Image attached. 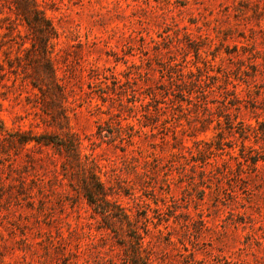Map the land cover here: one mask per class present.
Here are the masks:
<instances>
[{
    "label": "rangeland",
    "instance_id": "374dc122",
    "mask_svg": "<svg viewBox=\"0 0 264 264\" xmlns=\"http://www.w3.org/2000/svg\"><path fill=\"white\" fill-rule=\"evenodd\" d=\"M37 3L67 119L42 111L29 30L0 0V264H134L65 152L17 130L75 133L139 225L141 264H264V0Z\"/></svg>",
    "mask_w": 264,
    "mask_h": 264
},
{
    "label": "trees",
    "instance_id": "16d2710c",
    "mask_svg": "<svg viewBox=\"0 0 264 264\" xmlns=\"http://www.w3.org/2000/svg\"><path fill=\"white\" fill-rule=\"evenodd\" d=\"M8 8L13 11L16 18L22 24H25L30 34L29 47L24 49L25 64L32 66L37 74V80L40 84L33 81L32 85L37 87L41 93L42 98V111L50 114L49 106L54 105L57 108V113H52L51 117L67 119L65 113V106L63 102L66 100V91L64 85L60 82L56 73V68L52 60L53 39L57 37V32L52 25L49 18L45 15L44 11L39 7L37 0H7ZM8 18H0V28L4 27L9 31L13 27L3 25L2 20ZM24 42V41H22ZM35 83V84H34ZM0 128L2 123L0 121ZM101 126H98V134L101 135ZM9 142H17L21 145L34 142L39 146H51L58 152H65V157L68 162V167L74 171V174L80 176V190L83 197L86 199L92 209L99 214V216L109 225L111 218H116L126 224V232L129 234L125 242L127 244L126 252H129L130 260L134 264H141L143 236L139 231V225L135 224L129 214L118 199L115 197L117 192L108 187L98 175L97 163L94 158L87 156H80L79 142L73 132L66 131L62 136L51 133H41L38 135L17 130L16 133L9 135ZM90 159H89V158ZM117 233V230H113ZM120 235V234H119ZM124 239V238H123ZM128 257V258H129ZM146 264H150L145 262ZM144 264V263H142Z\"/></svg>",
    "mask_w": 264,
    "mask_h": 264
}]
</instances>
